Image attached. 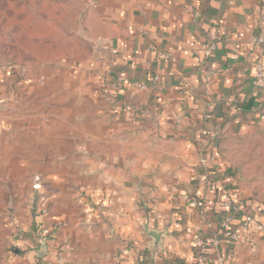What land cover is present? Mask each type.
I'll list each match as a JSON object with an SVG mask.
<instances>
[{"label":"crops","instance_id":"crops-1","mask_svg":"<svg viewBox=\"0 0 264 264\" xmlns=\"http://www.w3.org/2000/svg\"><path fill=\"white\" fill-rule=\"evenodd\" d=\"M71 1L85 53L0 69V264H264V0Z\"/></svg>","mask_w":264,"mask_h":264},{"label":"rangeland","instance_id":"rangeland-1","mask_svg":"<svg viewBox=\"0 0 264 264\" xmlns=\"http://www.w3.org/2000/svg\"><path fill=\"white\" fill-rule=\"evenodd\" d=\"M79 10L71 0H0V69L15 75L30 62L85 53Z\"/></svg>","mask_w":264,"mask_h":264},{"label":"built area","instance_id":"built-area-1","mask_svg":"<svg viewBox=\"0 0 264 264\" xmlns=\"http://www.w3.org/2000/svg\"><path fill=\"white\" fill-rule=\"evenodd\" d=\"M254 46L259 48L261 50L262 45L264 44V39L259 38L258 40H255L253 42ZM233 61L234 62H239L241 59V48L238 43H233ZM106 50V49H105ZM162 59H167L168 55L163 54L161 56ZM254 75L255 79L257 82H261L264 84V62L262 60H259L254 69ZM123 79H120L119 85H121ZM139 89H144V86L140 85L138 86ZM35 189H40V186H36ZM48 201L49 199L46 197H41V212L45 214L46 212L48 213ZM224 207L228 209V214L225 217L223 224L221 228L226 231L227 236L230 237L234 242H239L242 237L248 236L250 232L253 229H257L259 232L264 234V223H261L258 221L257 217L253 214L250 213L249 211L243 210L240 205H237L231 197L226 198L225 201H223ZM193 205H197L196 202H194ZM103 208V206H101ZM230 211L233 212V214L229 213ZM244 213L243 215V222L240 224L238 229H234L233 227V221H234V214L235 213ZM56 226L53 224V222L48 223V225L42 226L39 230L38 235L35 238V245L38 247H45L46 252H47V239L48 237L51 236V233L55 230ZM204 263V257L201 255L198 264H203Z\"/></svg>","mask_w":264,"mask_h":264},{"label":"water","instance_id":"water-1","mask_svg":"<svg viewBox=\"0 0 264 264\" xmlns=\"http://www.w3.org/2000/svg\"><path fill=\"white\" fill-rule=\"evenodd\" d=\"M105 42L100 41V42H95L94 43V50H95V55L99 58H105L107 56V51L103 48ZM3 102H0V104H2ZM161 238L162 235L160 237V239L158 240V242H156V244L154 245L155 248H159V244L161 243ZM46 254V248L43 247L41 248L40 252L38 253L39 257H43Z\"/></svg>","mask_w":264,"mask_h":264},{"label":"trees","instance_id":"trees-1","mask_svg":"<svg viewBox=\"0 0 264 264\" xmlns=\"http://www.w3.org/2000/svg\"><path fill=\"white\" fill-rule=\"evenodd\" d=\"M237 204V203H236ZM237 205H239V204H237ZM230 214L232 213L233 214V212L232 211H230L229 212ZM223 236H224V238L226 237L227 239H230V237L229 236H227V233H226V231H223Z\"/></svg>","mask_w":264,"mask_h":264}]
</instances>
